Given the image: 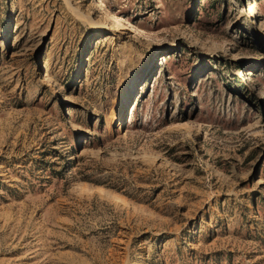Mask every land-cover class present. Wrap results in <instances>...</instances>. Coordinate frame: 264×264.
<instances>
[{
	"label": "rangeland",
	"instance_id": "rangeland-1",
	"mask_svg": "<svg viewBox=\"0 0 264 264\" xmlns=\"http://www.w3.org/2000/svg\"><path fill=\"white\" fill-rule=\"evenodd\" d=\"M0 264H264V0H0Z\"/></svg>",
	"mask_w": 264,
	"mask_h": 264
}]
</instances>
